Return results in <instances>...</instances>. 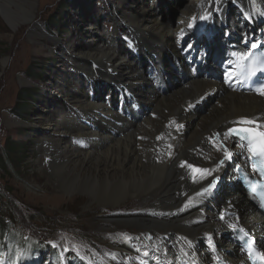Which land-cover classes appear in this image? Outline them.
Listing matches in <instances>:
<instances>
[{"label": "bare ground", "instance_id": "1", "mask_svg": "<svg viewBox=\"0 0 264 264\" xmlns=\"http://www.w3.org/2000/svg\"><path fill=\"white\" fill-rule=\"evenodd\" d=\"M11 1L0 0L11 28L33 24L32 2L13 0L22 8L14 12ZM173 1L125 0V11H112L118 29L128 34L129 50L100 32L92 17L80 16L86 42L67 51L74 69L71 82L51 84L63 98L47 111L54 117L44 141L55 135L62 141L51 166L67 190L85 191L99 206L148 202V210L114 221L120 228L138 229L139 239L131 240L141 243L137 249L147 264H247L231 231L244 227L264 236V217L236 179L235 166L248 164V152L227 128L248 120L264 132V97L228 84L216 55L244 52L254 44L264 47V25L258 24L264 21V0H234L240 16L228 14L229 0H194L192 7L175 0L174 8ZM175 10L179 22L163 18ZM189 33L193 37L185 45ZM138 50L148 53L140 57ZM92 81L107 90L108 105L98 100L101 94L93 92ZM113 97L119 100L117 109ZM66 103L75 110L74 118L63 113ZM71 137L86 145L73 146ZM47 144L41 149L46 153ZM201 169L209 173L196 171ZM115 245L135 250L129 241ZM113 264L123 263L117 259Z\"/></svg>", "mask_w": 264, "mask_h": 264}, {"label": "rangeland", "instance_id": "2", "mask_svg": "<svg viewBox=\"0 0 264 264\" xmlns=\"http://www.w3.org/2000/svg\"><path fill=\"white\" fill-rule=\"evenodd\" d=\"M30 1L34 11L33 24L11 28L0 11V153L5 150L7 140L18 151L6 157L8 162L4 167L0 166V219L4 223L0 221V229L3 228L0 264H113L117 259L123 264H147L139 255L142 251L137 249L141 243L131 240L139 237L138 229L125 225L120 228L115 222L148 210V202L137 199L121 207L99 206L85 191L67 190L54 175L51 162L62 148L58 136L47 141L51 145L47 153L41 150L42 145H48L44 141L47 139L46 127L54 117L53 112L48 117L47 111H53L63 100L51 84L53 81L59 84L71 82L74 69L69 61L72 56L67 51L86 42L81 33L80 16L92 17L100 32L113 35L118 44L127 47L128 34L118 29L117 21L112 17L114 9L125 11L127 3L125 0ZM179 1L180 5L191 3V7L197 3L194 0ZM162 2L160 0V4ZM173 4L171 7L177 3ZM227 4L228 14L240 16L234 0ZM8 5L14 12L22 10L13 0ZM176 12H165L163 18L177 23ZM258 24L263 26L264 21ZM133 28L140 34L137 27ZM30 30L43 36H31ZM191 37V33L187 34L183 43L188 44ZM147 53L137 51L140 57ZM144 62L149 64L148 60ZM99 80V85H105L103 79ZM96 85L95 81L89 83L93 92L98 90L101 94L98 100L108 105L107 90L97 89ZM22 89H31L33 95L28 102L18 100L17 106V96ZM114 92L119 97V93ZM113 98V108L117 109L119 100ZM15 103L20 116L12 111ZM62 111L75 117V110L67 103ZM71 144L79 148L86 145L76 137H71ZM147 160L148 156H144L143 161ZM76 173L84 175L79 169ZM119 241H129L135 250L120 249L115 245ZM45 244L49 247L44 248Z\"/></svg>", "mask_w": 264, "mask_h": 264}, {"label": "snow or ice", "instance_id": "3", "mask_svg": "<svg viewBox=\"0 0 264 264\" xmlns=\"http://www.w3.org/2000/svg\"><path fill=\"white\" fill-rule=\"evenodd\" d=\"M203 18V17H201ZM195 19V18H193ZM189 27H191V25H189ZM261 94L264 95V90L261 91ZM242 123H246V124H252L254 123V121H248V120H244L241 121ZM229 134H235L237 136H239L241 139H246L249 141V145H248V151L250 153H255V152H259L262 156H264V132H259L256 133L255 129L253 128H232L229 129ZM259 137V143H253V141ZM160 137H158L159 139ZM225 157L226 158H230L231 157V153H229L226 149H225ZM221 163H223V161H221ZM183 166V164H182ZM188 167H192L191 165H188ZM252 167L255 169L257 167L256 164H253ZM260 170L262 173H264V160H262L261 164H260ZM205 174L209 173L208 169H201V170H196ZM195 179V177H194ZM215 182H213L214 184ZM213 185H209V187H212ZM257 189V185H253V191L255 192ZM204 191H208V189H204ZM262 196H264V193H261ZM260 259L264 260V254L260 255Z\"/></svg>", "mask_w": 264, "mask_h": 264}, {"label": "trees", "instance_id": "4", "mask_svg": "<svg viewBox=\"0 0 264 264\" xmlns=\"http://www.w3.org/2000/svg\"><path fill=\"white\" fill-rule=\"evenodd\" d=\"M36 77V76H35ZM32 95H33V91L31 90V89H22L20 92H19V94H18V96H17V101H16V103H17V106L19 105L18 104V100H23V101H25V102H28L29 101V99L32 97ZM16 103H15V105H14V107H13V112H14V114L15 115H17V116H20L19 114V111H18V107H16ZM16 107V110L17 111H15L14 110V108ZM18 151H16V149H15V146L13 145V144H11V143H9V140H7L6 141V145H5V150L3 149L2 151H1V153H0V166L1 167H4V163L5 162H8L7 161V158L6 157H8V156H12L13 155V153H14V155L17 153ZM5 156V157H4ZM3 158V159H2ZM1 196V195H0ZM0 221H1V219H0ZM2 222V221H1ZM2 224H4L3 222H2ZM2 231H3V228H1L0 229V234L2 233ZM3 245H4V243H3ZM47 248V247H49V245L48 244H45V246H44V248ZM43 250V249H42ZM41 250V251H42Z\"/></svg>", "mask_w": 264, "mask_h": 264}, {"label": "water", "instance_id": "5", "mask_svg": "<svg viewBox=\"0 0 264 264\" xmlns=\"http://www.w3.org/2000/svg\"><path fill=\"white\" fill-rule=\"evenodd\" d=\"M238 183H239V182H238ZM249 199H250L252 205H254L255 209H256L257 211H259L258 208H257V206H256V202L253 200V198L249 196Z\"/></svg>", "mask_w": 264, "mask_h": 264}]
</instances>
